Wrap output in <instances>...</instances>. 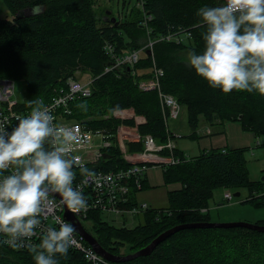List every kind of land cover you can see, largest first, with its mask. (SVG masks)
<instances>
[{
  "label": "trees",
  "instance_id": "16d2710c",
  "mask_svg": "<svg viewBox=\"0 0 264 264\" xmlns=\"http://www.w3.org/2000/svg\"><path fill=\"white\" fill-rule=\"evenodd\" d=\"M2 2L11 18L0 17V78L24 81V105L29 108L39 100L48 101L54 89L65 86L70 78L90 81L91 93L78 97L70 108L72 117L84 119L92 138L100 134L101 139L110 141L106 151L109 157L98 161L94 167L97 170L130 165L118 147L116 128L120 125L136 129L141 137L150 134L157 143L171 141L164 94L173 96L180 108L185 107L191 128L186 135L189 138L197 137L196 129L201 123L222 126L229 121L240 122L256 136L264 134V95L212 89L187 64L190 51L203 50V28L197 25L196 10L205 5L219 6L223 0H137L140 7H130L126 13L122 9L118 17L113 16L110 7L98 11L96 0ZM35 7L39 10L16 16L20 10ZM122 8H128L127 0H122ZM106 10L111 14L106 15ZM111 17L116 21H110ZM132 50L138 51V60L129 64L130 69L126 65L111 66L114 58ZM107 66H111L109 70ZM154 68L162 70L159 88H140L139 81L151 78ZM126 108L145 121L136 124L134 118L114 115L115 110ZM143 145L142 139L125 143L128 153L143 152ZM246 149L236 147L223 153L221 148H212L186 157L174 146L171 153L180 160L165 166L163 179L164 184L178 182L180 186L167 192L166 207H149L140 213L143 222L131 228L109 223L98 210H92L90 221L86 220L90 231L83 227L93 233L104 251L118 257L147 246L160 233L177 225L213 222L208 207L216 188L234 192L245 189L247 196L242 203L264 207V182L250 179ZM161 154H170L169 149H163ZM131 204H135L132 199ZM255 223L264 225V219ZM111 263L264 264V230L181 227L163 237L151 251ZM0 264L34 261L28 249L0 244ZM57 264L88 263L82 252L70 248L67 255L58 257Z\"/></svg>",
  "mask_w": 264,
  "mask_h": 264
},
{
  "label": "clouds",
  "instance_id": "9594fccd",
  "mask_svg": "<svg viewBox=\"0 0 264 264\" xmlns=\"http://www.w3.org/2000/svg\"><path fill=\"white\" fill-rule=\"evenodd\" d=\"M203 50L190 51L187 64L212 89L264 95V0H223L196 10ZM76 134L57 126L42 102L11 129L0 123V236L18 248L36 233L51 193L75 212L88 207L73 186L70 151ZM51 145L50 147H46ZM11 169L8 174L5 170ZM86 171V169H84ZM38 245H28L34 264H57L75 243L74 227L57 219Z\"/></svg>",
  "mask_w": 264,
  "mask_h": 264
},
{
  "label": "built area",
  "instance_id": "2783aa9c",
  "mask_svg": "<svg viewBox=\"0 0 264 264\" xmlns=\"http://www.w3.org/2000/svg\"><path fill=\"white\" fill-rule=\"evenodd\" d=\"M150 49V48H149ZM138 60V51L132 50L129 53H124L121 56L114 58L111 66L118 67L129 64H134ZM111 66L105 67L109 70ZM131 67V65H129ZM162 75L160 68H154L151 78L140 80V88L147 90L159 88L158 78ZM88 82H82L77 79L70 78L65 86L54 89L50 99L46 102L39 100L48 108L54 116V122L57 126L70 128L76 134V140L73 142L70 158L73 159V171L75 173L73 186L78 188L84 194L88 207L81 212H75L67 206H61L59 203V194L51 193V200L46 204L43 214L40 217L41 223L38 226L36 233L26 242L25 245L19 247L28 249V245H38L41 236L50 227L58 228L57 219L70 223L64 216L65 211H69L74 215L76 220L80 222L86 221L90 211L98 210L102 212L103 217L106 215L120 216L126 219L128 216H134L148 209L146 203L137 202L130 205V199L133 191L140 190L143 186V176L148 167L146 161L151 159L154 154H161L163 149H169L170 154L164 162L165 164H174L179 162L180 158L172 155L171 150L174 148L172 141L166 143H157L152 135L145 134L140 136L137 134V139L143 141V152L130 155L126 153L124 142L130 140L132 129L120 125L116 129V137L118 146L123 153V159L128 161L130 165L125 168H117L114 170L104 171L102 169L88 171V167H96L98 161L104 158L110 141L103 140L100 145L92 146V131L84 127V119L78 120L71 117L72 109L70 103L80 96L89 95L90 88ZM15 81L12 78H0V123H3L7 128L11 129L17 123L19 118H22L30 113L32 108L26 107L27 98L18 100L14 97ZM165 106L169 110V117L176 118L180 113V106L173 96L162 95ZM23 103V104H22ZM120 118H125V115H116ZM124 127V128H123ZM47 145L46 147H50ZM86 169V171L84 170ZM11 169L5 170L4 174H8ZM224 198L231 199L230 191L223 194ZM71 224V223H70ZM83 227V225H82ZM75 243L71 247L83 253L88 264H112L111 261L104 258L102 255L93 251L92 247L84 241L83 237L74 232ZM3 237L0 236V244Z\"/></svg>",
  "mask_w": 264,
  "mask_h": 264
},
{
  "label": "rangeland",
  "instance_id": "374dc122",
  "mask_svg": "<svg viewBox=\"0 0 264 264\" xmlns=\"http://www.w3.org/2000/svg\"><path fill=\"white\" fill-rule=\"evenodd\" d=\"M127 1H128V8H122V0H96L95 6L96 8H98L97 9L98 11L103 8L110 7L113 11V16L115 17L120 16V11L122 9H124L123 13L124 12L126 13L128 12L130 7H135V6L140 7L141 6L140 3H137V0H127ZM38 10H39V7H35L32 9V12L38 11ZM106 11H109V10H106ZM0 17L11 18V12L5 7L2 0H0ZM14 97L20 101L27 98L26 92H25V83L23 80H15ZM126 109H131V108H126ZM127 113L128 112L125 110L116 111V115L118 116L120 115L126 116V115L131 114V113H128V114ZM69 118H74V117H72L71 115V117ZM167 124H168L169 129H171L175 125V130L173 131L175 136H173V140H175L178 144L188 146L190 148V151H189L190 154L200 153L199 148L202 147V144L199 141L203 139V137L205 136L198 133V137L189 138L185 135V133H180V131L184 129L191 130V128L189 127L186 121L185 107L181 106L178 117L176 118L168 117ZM225 124H227V126L229 127L228 133L230 132V139H229L230 142H227L228 144H226V142L222 140L219 143V145H224V146H213L205 151H202L201 149V153L206 152L212 148H221V151L224 153L226 149H231L234 147H240V148L247 147V149L244 152V156L247 161L249 177L250 179H261V181L264 182V145H263L264 144V134L256 136L252 131L243 128L240 122H237V121H229V122H226ZM201 125H204V123H201L198 127H200ZM137 134H138L137 130L132 129V135L130 136V139H137ZM215 139L218 140V137H216ZM101 143H102V139H101L100 134L94 135L92 138V144L100 145ZM108 148L105 149V151H108ZM149 167L150 166H148L147 169ZM94 170H97V168H94ZM147 174H148L147 186L138 194V197L144 200L145 202L149 203L150 206L160 207V208L166 207L168 205L167 192L172 191L175 188H178L180 184L178 182L164 184L162 167L159 165L150 167L147 170ZM136 191H140V190H136ZM223 192H224L223 187H219L214 190L213 197L209 203L212 209L211 215H210L211 219H219V218H223L226 216H234L236 220H230V221H245V222H250V223H255L258 220L264 219V207L263 206L261 208H255V206H252L249 203H238L237 202L238 200H244V198L247 196V191L245 189L240 190V193H241L240 196L238 197L233 196L232 201L223 200L222 199ZM218 203H221L222 205L220 206L221 209H219L218 211L219 214L216 215V210L214 208L217 207L215 205ZM248 211H256L258 213H261V217H258L260 219L258 220L255 219L257 217H252V214ZM224 214H228V215L224 216ZM104 218L109 223H112L116 226L124 225L125 227H128V228L134 227L135 225L141 224L143 222V216L139 214L134 215V216H128L126 217V219H123L120 216H113V215H106ZM86 220L90 221L88 216ZM213 222H229V221H213ZM82 224L87 230L90 229L88 223L82 222ZM90 234L93 236V233H90ZM87 244L90 245L88 242ZM90 246L92 247L93 251L98 253L93 248L92 245Z\"/></svg>",
  "mask_w": 264,
  "mask_h": 264
},
{
  "label": "crops",
  "instance_id": "0c3cea01",
  "mask_svg": "<svg viewBox=\"0 0 264 264\" xmlns=\"http://www.w3.org/2000/svg\"><path fill=\"white\" fill-rule=\"evenodd\" d=\"M119 110H125V111H127L128 113H131L130 115H126L125 116V118H134V120H135V123L136 124H140V123H143L144 121H145V119H144V117L143 116H137V115H135L134 114V112H133V110L132 109H119ZM119 110H115L114 111V113L116 112V111H119ZM130 110H132V111H130ZM127 113V114H128ZM124 128V127H123ZM169 129V128H168ZM170 130V132H171V134L173 135V136H175L174 135V133H173V131L175 130V125L171 128V129H169ZM200 130V131H199ZM228 130H229V127L227 126V124H225V125H222V126H220V125H217V126H210V125H206V124H204V125H201L200 127H198L197 129H196V135H197V137H198V133H200L201 135H203V136H205V137H203V139H201L199 142H201V144H202V147L201 148H199L200 149V153H201V149H202V151H205V150H207V149H209L210 147H213V146H224V145H219V143L222 141V140H224L225 142H226V144H228L227 142H230V132L228 133ZM179 132V131H178ZM190 132H191V130H182V131H180V133H185V135H188V134H190ZM208 132V133H207ZM131 135H132V133H131ZM216 137H218V140H216L215 138ZM198 139V138H197ZM128 141H137L136 139H130V140H128ZM172 141H173V144H174V146L176 147V148H178L179 150H181L182 152H183V155L184 156H186V157H192V156H196V155H199L200 153H197V154H190L189 153V151H190V148L188 147V146H186V145H181V144H178L175 140H173V138H172ZM125 143L126 142H124V146H125ZM234 148H236V147H234ZM119 150H120V148H119ZM121 151V150H120ZM126 153H127V151H126ZM128 154V153H127ZM133 155V154H132ZM163 155V154H162ZM160 155V154H154V155H152L151 156V159L149 160V161H146L145 163L147 164V163H152V164H150V167H152V166H156V165H159V166H161L162 167V171H163V169L165 168V166L167 165V164H165V165H163V162H162V160H163V158H164V162H165V160H166V158H167V155ZM122 157H123V153H122ZM149 167V168H150ZM148 168V169H149ZM147 169V170H148ZM147 170L145 171V173H144V176H143V186H142V188L140 189V191H136V192H134L133 194H132V196H131V199L134 201V202H143V203H146L147 204V206H148V208L149 207H153V206H150V204L149 203H147V202H145L144 200H142L141 198H139L138 197V194L147 186V178H148V174H147ZM226 191H230V193H231V196L233 197L234 195H233V193H235L234 191L232 192V190H230V189H224V192H226ZM224 192H223V194H224ZM240 192H239V195L238 196H240ZM238 196H234V197H238ZM222 199L223 200H225V198H224V196L222 195ZM226 201V200H225ZM228 201H232V198L230 199V200H228ZM242 201L243 200H238L237 202L238 203H242ZM222 204L221 203H218V204H216L215 206H217V207H215L214 209L216 210V215H218L219 214V209H221L220 208V206H221ZM155 208H160V207H155ZM211 207H210V205H209V207H208V211H209V214L211 215ZM236 210V209H235ZM100 212V211H99ZM248 212H250L251 214H252V217H257V218H255V219H260V218H258V217H261V213H258V212H256V211H248ZM100 213H102V212H100ZM139 215H141V214H139ZM226 215H228V214H224V216H226ZM105 220V219H104ZM213 221H230V220H236V218L234 217V216H226V217H223V218H219V219H212ZM122 226H124V225H122Z\"/></svg>",
  "mask_w": 264,
  "mask_h": 264
},
{
  "label": "water",
  "instance_id": "95a60500",
  "mask_svg": "<svg viewBox=\"0 0 264 264\" xmlns=\"http://www.w3.org/2000/svg\"><path fill=\"white\" fill-rule=\"evenodd\" d=\"M32 13V8L28 9H23L20 10L16 16H23V15H28ZM110 11H106V15H109ZM110 21H116L115 17H111ZM118 22V21H117ZM127 69H130V67H126ZM104 157H108L107 154H103ZM234 196H238L239 192L233 193ZM64 216L66 219L71 223V225L74 227L75 231L80 234L83 239L88 242L90 245L93 246V248L104 258H106L109 261H119V260H124V259H130L132 257H135L137 255H141L144 253H147L151 251V249L155 246L157 242H159L163 237H165L167 234L173 232L175 229L181 228V227H200V226H239V227H245L249 229H257V230H264V225H259L256 223H250V222H245V221H229V222H196V223H186V224H181L177 225L175 227H172L170 229H167L160 233L151 243H149L147 246L134 251L133 253L126 254L124 256H118V257H112L109 253L104 251V249L100 246L96 238L92 236L90 233L85 231V229L82 227L80 222L76 220L74 215L70 213L69 211H65Z\"/></svg>",
  "mask_w": 264,
  "mask_h": 264
}]
</instances>
